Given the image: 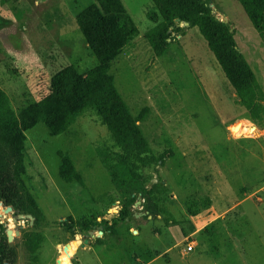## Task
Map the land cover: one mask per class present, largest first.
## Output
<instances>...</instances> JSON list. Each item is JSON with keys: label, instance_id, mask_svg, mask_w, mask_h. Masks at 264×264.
<instances>
[{"label": "rangeland", "instance_id": "obj_1", "mask_svg": "<svg viewBox=\"0 0 264 264\" xmlns=\"http://www.w3.org/2000/svg\"><path fill=\"white\" fill-rule=\"evenodd\" d=\"M92 2L0 0V88L18 113L0 136L13 152L25 153L24 180L48 221L42 228L34 226L35 216L12 222L0 206L19 245L18 264L30 262L16 230L43 233L37 264H59L65 253L78 264H264V126L241 106L198 28L185 24L180 0H123L140 35L111 74L132 115L149 108L137 138L119 145L94 111L65 134L48 135L44 121L57 108L52 75L70 64L82 73L97 64L75 22ZM206 6L229 26L264 90V43L239 0ZM164 30L171 38L158 56L157 34ZM21 109L25 129L17 134ZM239 120L244 132L236 137ZM58 150L85 186L59 177ZM122 160L137 179L120 188ZM125 205L133 216L115 235L60 226L68 216L111 221Z\"/></svg>", "mask_w": 264, "mask_h": 264}, {"label": "trees", "instance_id": "obj_2", "mask_svg": "<svg viewBox=\"0 0 264 264\" xmlns=\"http://www.w3.org/2000/svg\"><path fill=\"white\" fill-rule=\"evenodd\" d=\"M185 8L183 21L190 27L198 28L218 62L226 79L238 96L241 106L259 127L264 126V90L244 55L238 50L237 42L229 26L217 19L207 9V0H180ZM251 25L264 43V0H239ZM75 22L84 36L97 64L86 72L76 66L66 65L51 77V96L56 101V112L45 118V126L50 137H58L68 132L77 119L89 111H94L101 123L106 126L114 141L119 145L128 139L135 140L139 134L138 122L148 113L143 107L134 116L128 103L117 90L111 69L116 58L129 48L140 35L137 21L128 11L123 0H93L75 15ZM171 34L167 30L157 34L158 44L155 52L163 55ZM42 103L36 104L41 106ZM25 109L20 110V134L25 129ZM18 116L7 93L0 88V129ZM60 158L59 177L66 181H76L85 186L81 173L75 168L70 157L62 150L57 151ZM166 154L160 156L164 161ZM25 153L13 152L0 136V202L2 198L18 199L26 210H32L36 218V228L47 227V218L24 180ZM120 182L118 187L128 186L136 181L133 169L122 160L118 167ZM151 191V190H149ZM133 216L125 205L117 219L111 221L95 218L75 219L68 216L60 226L75 234H86L94 227H101L103 234H117L120 222ZM7 222L0 217V264H18L19 245L8 241ZM21 233V245L28 255L30 264H37L40 249L45 237L39 230Z\"/></svg>", "mask_w": 264, "mask_h": 264}, {"label": "water", "instance_id": "obj_3", "mask_svg": "<svg viewBox=\"0 0 264 264\" xmlns=\"http://www.w3.org/2000/svg\"><path fill=\"white\" fill-rule=\"evenodd\" d=\"M185 24H188V23L185 22ZM243 127H244V121L243 120H239L238 122H236V124L233 126L234 134H238L242 130ZM6 202H10L11 205L14 206V207L24 208L22 202L20 200H18V199L11 200L9 198H2L1 203H6ZM26 214L29 215V216L34 217V212L32 210H26ZM31 223L33 224V220L31 221ZM97 230L99 231V233H101V234L103 233L100 226L97 228ZM6 234H7V237H8V241L9 242H13V232H12V230L10 228H8L6 230ZM15 234L17 236L20 235V231L16 230ZM88 235L93 236V230L89 231ZM87 242H88V240L85 239L84 240V245L87 244ZM69 259L72 261L73 264H78V260L76 258L70 256Z\"/></svg>", "mask_w": 264, "mask_h": 264}, {"label": "bare ground", "instance_id": "obj_4", "mask_svg": "<svg viewBox=\"0 0 264 264\" xmlns=\"http://www.w3.org/2000/svg\"><path fill=\"white\" fill-rule=\"evenodd\" d=\"M118 85H119V81H117ZM116 86V85H115ZM118 90V89H117ZM120 90V89H119ZM122 92V91H121ZM121 92L120 95H121ZM122 96V95H121ZM123 97V96H122ZM124 99V98H123ZM244 132V128H242V130L236 135L240 136L242 133ZM13 200V199H11ZM1 211L5 214V216H7L9 218V220L16 221L19 219H26L30 216L25 215L23 208L21 207H14L11 205L10 202H6V203H1ZM70 256H72L71 253H65L63 255V257H61V259L59 260V264H73L72 261L69 259Z\"/></svg>", "mask_w": 264, "mask_h": 264}, {"label": "built area", "instance_id": "obj_5", "mask_svg": "<svg viewBox=\"0 0 264 264\" xmlns=\"http://www.w3.org/2000/svg\"><path fill=\"white\" fill-rule=\"evenodd\" d=\"M189 249L191 250L192 249V246H189Z\"/></svg>", "mask_w": 264, "mask_h": 264}, {"label": "crops", "instance_id": "obj_6", "mask_svg": "<svg viewBox=\"0 0 264 264\" xmlns=\"http://www.w3.org/2000/svg\"><path fill=\"white\" fill-rule=\"evenodd\" d=\"M80 263V262H79Z\"/></svg>", "mask_w": 264, "mask_h": 264}]
</instances>
